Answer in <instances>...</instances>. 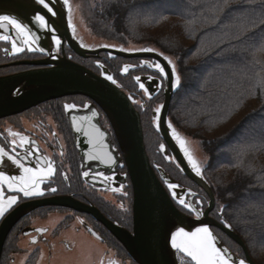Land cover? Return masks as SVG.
<instances>
[{
	"label": "flooded vegetation",
	"instance_id": "obj_1",
	"mask_svg": "<svg viewBox=\"0 0 264 264\" xmlns=\"http://www.w3.org/2000/svg\"><path fill=\"white\" fill-rule=\"evenodd\" d=\"M49 1L55 3L54 0ZM67 9L72 35L84 49L95 51L108 48L90 49L89 46L84 45L72 28L69 3ZM7 30L15 31L11 26H8ZM3 31L0 29V34H4ZM48 32L61 41L59 46L53 41L54 50L51 51V46L48 51L53 57L67 58L100 77L106 78L107 75L113 77L116 81L115 85L129 96L141 115L151 164L177 209L188 217L198 218L195 212L189 213L173 198V190L169 189V183L162 179L161 172L178 185L174 190L177 195L186 198L190 203L201 201L202 203L197 207L201 213H206L211 201L209 195L185 176L156 126L154 109L161 103L164 105L166 90L169 87V77H162L154 67L148 66L158 61L150 57L124 59L104 53L99 57L83 58L71 49L67 38L59 37L56 30L54 32L48 30ZM17 37V46L25 47V51L20 53L12 52L10 42L0 41V77L47 69L48 67L26 65V63L52 61V58L49 54L39 51H27V46L22 42L23 37L18 35ZM121 45L126 53H154L163 58L168 57L156 49L146 52L137 49L136 46ZM109 49L120 51L111 47ZM125 66L129 68L127 73L123 71ZM137 76L140 77L139 82L136 80ZM140 83L145 85L147 92L140 88ZM66 104H74L76 107L69 110L65 108ZM94 112L96 115H93ZM168 118L171 122L170 112ZM97 128L101 130L103 136L107 135L106 141L91 136L96 134ZM21 137H26L29 143L21 144ZM91 142L97 148L94 153L90 148ZM161 144L165 146L163 151L160 148ZM106 145H109V151H106ZM0 148L10 155L18 156L26 167L46 168L47 162L51 161L56 169L53 176L43 177L41 189L45 194L40 197L25 198L23 193L10 191L6 183L2 185L0 196L3 197V202L6 204L9 196L16 195L17 204L0 217V231L9 216L23 205L59 197H71L84 206L98 210L100 215L112 225L135 235L134 189L125 159L109 118L90 98L81 95L67 96L43 103L24 113L0 119ZM106 155L108 160H111V157L118 164L114 166L112 161L110 163L106 161ZM0 172L9 177L23 175L22 169L11 161L0 163ZM84 172H88L89 175L85 177ZM101 173L103 175H100ZM50 188H55L57 191L51 192ZM113 189L119 190L113 191ZM216 208L215 206L210 216L222 223L217 218ZM212 231L233 253L246 260L244 252L238 251L236 245L234 246L223 232L216 228ZM94 242L102 251L99 254L101 260L97 264H140L109 226L95 215L57 206L39 208L23 217L11 229L0 247V264H59V260L64 262L65 259L75 258L79 254L80 247H85L86 255L89 256L94 248L92 247ZM177 257L180 264H186L181 254L177 253ZM65 263L71 264L66 261L61 264Z\"/></svg>",
	"mask_w": 264,
	"mask_h": 264
},
{
	"label": "trees",
	"instance_id": "obj_2",
	"mask_svg": "<svg viewBox=\"0 0 264 264\" xmlns=\"http://www.w3.org/2000/svg\"><path fill=\"white\" fill-rule=\"evenodd\" d=\"M94 2L93 36L176 62L171 123L200 144L217 218L264 264V0Z\"/></svg>",
	"mask_w": 264,
	"mask_h": 264
},
{
	"label": "water",
	"instance_id": "obj_3",
	"mask_svg": "<svg viewBox=\"0 0 264 264\" xmlns=\"http://www.w3.org/2000/svg\"><path fill=\"white\" fill-rule=\"evenodd\" d=\"M54 1L55 3H51L46 0L56 13L55 16L48 13L36 0H0V15L14 17L31 28L40 37L38 45L44 48L43 53L45 54H49L51 46V51L54 50L52 33L33 23L37 13L46 17L49 26L59 33V37L67 38L71 49L80 57H99L102 53L124 59L150 57L164 65L169 77V87L165 94L166 100L160 116L159 131L185 176L209 195L210 206L207 212L201 213L197 219L181 213L151 164L145 144L142 118L129 96L107 78L100 77L67 58L53 57L49 54L52 61L26 63L31 66L48 67L47 69L0 77V119L24 113L43 103L67 96L81 95L93 100L109 118L125 159L134 189L135 235L109 223L98 210L84 206L71 197H59L26 204L14 211L0 231V247L4 244L11 229L23 217L39 208L57 206L95 215L109 226L140 264H180L177 252L170 246V233L179 227H184L186 231H194L195 228L201 226H208L211 231L216 228L223 232L234 243L242 247L246 264H257L240 235L211 218L210 215L216 206V197L212 187L203 174L202 176L195 174L170 134L167 122H169V112L176 88L173 87L172 68L168 62L154 53H126L109 48L95 51L84 49L72 35L67 5L63 0ZM6 27L8 29V26ZM3 30L4 34L18 38L15 31ZM91 136H95L100 141L107 140V135L103 136L99 128L96 129V134ZM91 144L90 148L94 153L97 148L93 146V142ZM109 150V145H106V151ZM105 160H108V155ZM111 161H114V166L118 164L112 158L108 160L109 163ZM161 176L167 183L176 185L164 172H161ZM213 234L217 238L218 246L228 249L229 255L238 264L241 258L233 253L214 232Z\"/></svg>",
	"mask_w": 264,
	"mask_h": 264
},
{
	"label": "snow or ice",
	"instance_id": "obj_4",
	"mask_svg": "<svg viewBox=\"0 0 264 264\" xmlns=\"http://www.w3.org/2000/svg\"><path fill=\"white\" fill-rule=\"evenodd\" d=\"M36 2L43 6L44 9L47 10L48 13H51L53 16L56 15L53 8L50 7L49 2L46 0H36ZM65 5L68 4V0H64ZM33 23L37 24V26L41 29H46L49 31H55L54 28L49 27V21L42 14H35ZM6 26H11L13 30L17 33L18 36L23 37V45L27 46V51L34 52L39 51L43 53L45 50L43 47L38 45V41L40 37L32 31L31 28L22 24L19 20L14 17L8 15H0V29H5L7 31ZM71 26V25H70ZM52 40L55 42L57 46L61 44L60 39L53 35ZM0 41L10 42L11 50L13 53H20L25 51V47L17 46L16 38L0 34ZM104 47H108L105 45ZM120 51H124L125 49L121 48ZM141 51L152 52L154 49L152 48H143ZM162 55V53H161ZM167 60L168 65L172 68V77H173V87H178L181 83L180 76L176 72L175 65L168 57H164ZM149 67H154L158 73L166 78L168 73L165 71V66L159 62H156L154 65L149 64ZM129 70L128 66H125L123 71L127 73ZM106 78L112 83H116L111 75H107ZM136 80L139 82L140 77H136ZM140 88L147 92L145 85L140 83ZM76 105H65L66 109H74ZM163 108V105L158 106L155 109L156 114V126L159 128L160 124V113ZM93 115H96L94 112ZM73 124H75V119L73 118ZM167 127L170 130V134L172 138L177 142L179 148L187 159L190 167L195 172L197 176H202V169L198 165L197 161L193 158L188 148L186 147V141L183 139L174 128L173 124L169 121L167 122ZM79 130V129H78ZM12 135H19V133H12ZM15 143V142H13ZM29 143L26 137H21V144ZM161 150H164L165 146L163 144L160 145ZM15 151V149H13ZM32 153H29L31 155ZM6 158V160H5ZM111 159V157H110ZM11 161L13 164L17 165L18 168L22 169L23 175L19 177H9L5 176L3 172H0V192H2V185L7 184V187L10 191L23 193V197H40L45 193L41 189V184L43 183V177L48 176L51 177L56 173V169L53 166L51 161L47 162L46 168L37 167H26L21 160L16 155L8 154L3 148H0V163ZM114 162V161H113ZM83 175L87 177L89 175L88 172H84ZM100 175H103L101 173ZM67 178V177H65ZM169 189L173 190V198L178 201L179 205L188 210L189 213L195 212L197 217L201 215V211L197 207L202 202L196 201L195 203H190L186 200V198H181L179 195L175 193V189L178 185L169 184ZM51 192H56L57 189L50 188ZM119 189H113V191H118ZM191 195V193H190ZM17 204V196L12 195L7 198L6 204L3 202V197L0 196V217L4 216L5 212L13 207V205ZM123 207V205H121ZM83 223V221H81ZM224 226L226 228L231 229V225L225 222ZM37 231H43L42 229H37ZM170 246L175 252L181 254V256L185 259L186 264H237V262L229 255L228 249L218 246L217 238L210 230L208 226H201L195 228L194 231H186L184 227L176 228L174 231L170 233ZM238 264H246L244 259H240Z\"/></svg>",
	"mask_w": 264,
	"mask_h": 264
},
{
	"label": "rangeland",
	"instance_id": "obj_5",
	"mask_svg": "<svg viewBox=\"0 0 264 264\" xmlns=\"http://www.w3.org/2000/svg\"><path fill=\"white\" fill-rule=\"evenodd\" d=\"M94 1L95 0H68L69 8H70V15H71L72 28L75 31L76 35H78V37L82 41V43L86 46H89L90 49L102 48L105 45H107L108 48L111 47V48H116V49H121V48L124 49V47L119 43H112V42L100 40V39H98L92 35V33H91V31L87 25V20H88V13L87 12H89L90 9L92 8V6L94 5V3H95ZM113 44H115V45H113ZM116 44H118V45H116ZM131 45L136 46L137 49L146 48L145 45H138V44H131ZM169 58L172 61V63L175 65L176 72L179 75V69H178L176 62L171 57H169ZM175 96H176V94H175ZM174 99H175V97H174ZM172 104H173V101H172ZM161 105H163V103H161L159 106H161ZM157 107L158 106H156L155 109ZM155 109H154V112H155ZM148 127H149V123L147 124V128ZM174 128L177 130V133L183 139H185L186 147L188 148V150L191 153V155L193 156V158L197 161L198 165L201 167L202 173H203V167L205 166V165L203 166V164L207 161V159H206V157H204V155L200 149L199 142L187 138L184 134H182L179 131L180 129H178L177 126H174ZM147 133H148V129H147ZM232 244H233V242H232ZM233 245L235 246V244H233ZM92 247H94V248L90 252L89 256L86 255L87 249L85 247H80L78 250L79 254L75 258L65 259L64 262L65 261L71 262V264H93V263L97 264L101 260V257L99 256V254L102 251L99 249V247L96 245L95 242H94V246H92ZM238 247L241 248L240 246H238ZM241 250L243 251L242 248H241ZM64 262L59 260V264L64 263Z\"/></svg>",
	"mask_w": 264,
	"mask_h": 264
}]
</instances>
